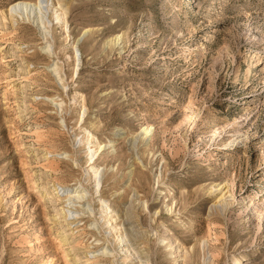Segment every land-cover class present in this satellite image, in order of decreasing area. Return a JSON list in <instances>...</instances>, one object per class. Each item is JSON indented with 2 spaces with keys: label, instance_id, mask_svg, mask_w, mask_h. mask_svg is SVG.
<instances>
[{
  "label": "rangeland",
  "instance_id": "rangeland-1",
  "mask_svg": "<svg viewBox=\"0 0 264 264\" xmlns=\"http://www.w3.org/2000/svg\"><path fill=\"white\" fill-rule=\"evenodd\" d=\"M38 1L0 0V264H119L95 197L151 264L172 263L164 229L186 264H264V0H55L67 42L11 17ZM47 183L85 197L66 244Z\"/></svg>",
  "mask_w": 264,
  "mask_h": 264
},
{
  "label": "bare ground",
  "instance_id": "bare-ground-1",
  "mask_svg": "<svg viewBox=\"0 0 264 264\" xmlns=\"http://www.w3.org/2000/svg\"><path fill=\"white\" fill-rule=\"evenodd\" d=\"M60 3V2H59ZM56 3L55 0H39L36 4H32L29 2H18L12 5L9 8V13L11 14V17L14 15H23V14H33L35 17H37V24L41 26L43 29V35L47 38L49 37V30L47 26H52L54 24L59 26V29L62 32H66L67 29V22H66V12L63 10L62 7ZM52 16V20H49L47 16ZM36 19V18H35ZM38 25V26H39ZM50 28V27H49ZM51 34V33H50ZM65 35V42L68 41V35L67 32L64 33ZM64 37V36H63ZM118 40H121L120 37H118ZM52 48L49 46V49ZM75 55L77 54L76 48H74ZM50 52V51H49ZM71 58V57H70ZM72 59V58H71ZM77 60L78 57H75ZM78 63V62H77ZM72 104L79 105V94L76 93L74 96V99L71 100ZM85 109V108H84ZM82 111V109H81ZM80 120L79 122L83 121V118L86 115V111L83 110L82 113H80ZM145 128V127H144ZM150 130L148 128H145L143 130V133L145 135H148ZM96 139L93 138L88 132L82 133V138L80 139L79 143L81 145H88V151H87V158L88 163L90 164L89 171L86 174V182L88 186H92L93 190H95L94 194H99V187H100V170L96 168L95 163L96 159L99 155L101 146L96 144ZM98 143V142H97ZM159 182V179L157 181ZM80 188V187H79ZM86 189V188H85ZM44 190L46 192V196L50 198L51 203L54 204L56 208V221L58 222L59 227L62 230V233L59 234L61 238V242L68 243L71 240V237L76 235L75 234V228L79 227L81 224L78 220L79 212L74 211V206L76 205V201L83 200L85 197L79 194L75 188H63L56 186L55 184H44ZM84 190V189H83ZM87 192V190H86ZM83 193V191H82ZM84 194V193H83ZM210 194L219 196L220 200L218 204H221L220 207L223 209L225 208V204H223V199L226 196V193L223 194L222 190L219 186L212 187ZM87 197V196H86ZM94 204L97 205L98 213L100 215V219H96L91 223V231H95L100 229V227L104 230V234L106 235V238L113 239V242L115 243L113 250H109L108 247L104 250H102V256L106 257L109 256V258H116L119 256V264H151V261L147 257L146 253L142 251V249L137 250L134 248V246L131 244L129 240V236L126 232V230L123 229L122 225L118 223L117 215L112 208V206L105 200H102L98 197H95L92 201ZM143 203V202H142ZM61 204L64 205L61 207ZM87 204V203H86ZM146 204V203H145ZM147 206L145 207V209ZM171 212L172 208H169ZM87 213L90 216H93L95 214V208L91 205H88L86 209ZM80 223V224H79ZM80 228V227H79ZM162 240L163 246L165 247V250L169 252L170 258L172 260L171 264H186V259L183 255H181V250L174 241H172L170 237V232L167 229H164L162 234ZM72 243V242H71ZM69 243L68 245H70ZM109 243V242H108ZM113 243V244H114ZM73 245V244H72ZM73 247V246H72ZM111 249V248H110ZM74 252H77V249H72ZM202 251L204 252V262L211 261L209 258L206 257L205 248H202ZM97 252V251H96ZM101 252V251H100ZM98 253V252H97ZM82 254V253H81ZM94 255V254H93ZM92 257V256H91ZM91 257L88 256H80L76 254V260H79L77 264H89V261L91 260ZM98 257V256H97ZM75 260V261H76ZM84 260V261H82ZM94 262V261H93ZM99 261H95V263H98ZM76 263V262H75ZM92 264V263H91ZM94 264V263H93ZM100 264V262H99ZM233 264H245L244 259L238 260L234 259Z\"/></svg>",
  "mask_w": 264,
  "mask_h": 264
}]
</instances>
